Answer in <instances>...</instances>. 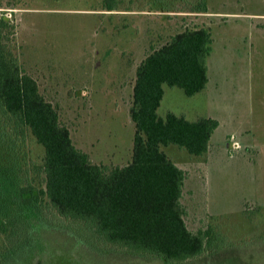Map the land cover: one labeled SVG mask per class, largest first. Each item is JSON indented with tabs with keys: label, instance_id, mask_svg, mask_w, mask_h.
<instances>
[{
	"label": "rangeland",
	"instance_id": "rangeland-1",
	"mask_svg": "<svg viewBox=\"0 0 264 264\" xmlns=\"http://www.w3.org/2000/svg\"><path fill=\"white\" fill-rule=\"evenodd\" d=\"M121 2L110 13L101 0H0V15L14 22L20 66L57 108L73 144L106 165L130 159L138 63L175 32L209 27L205 88L188 96L164 83L157 112L210 116L218 124L201 155L173 143L161 149L185 171L188 227L219 232L235 248L208 250L185 264H264V0H206L208 11L199 13ZM27 146L31 156L40 154L34 140ZM43 237L33 264H166L153 256L97 254L61 229ZM11 244L0 233V251ZM7 257L5 264L26 263Z\"/></svg>",
	"mask_w": 264,
	"mask_h": 264
},
{
	"label": "trees",
	"instance_id": "trees-1",
	"mask_svg": "<svg viewBox=\"0 0 264 264\" xmlns=\"http://www.w3.org/2000/svg\"><path fill=\"white\" fill-rule=\"evenodd\" d=\"M121 1L101 0L100 7L113 13ZM149 1L162 12L208 11L206 0ZM15 31L14 22L0 15V233L14 246L0 251V264L7 255L33 264L34 253L45 247L43 231L52 229L97 254L153 256L166 264L235 248L219 232L188 227L181 200L185 171L161 149L173 143L201 155L218 124L210 116L191 120L157 112L164 83L188 96L205 88L209 27L175 32L136 66L129 110L132 149L121 165L93 162L73 144L57 108L20 66ZM29 140L41 148L36 157L29 153Z\"/></svg>",
	"mask_w": 264,
	"mask_h": 264
}]
</instances>
